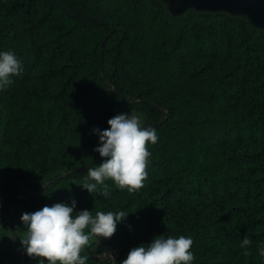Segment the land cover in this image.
<instances>
[{
  "label": "trees",
  "instance_id": "obj_1",
  "mask_svg": "<svg viewBox=\"0 0 264 264\" xmlns=\"http://www.w3.org/2000/svg\"><path fill=\"white\" fill-rule=\"evenodd\" d=\"M0 51L22 64L0 91L3 213L72 200L73 215L128 213L110 238L90 236L87 264H121L159 236L191 237L193 264H264L263 28L173 16L162 0H0ZM121 113L156 130L147 178L89 193L104 159L92 129Z\"/></svg>",
  "mask_w": 264,
  "mask_h": 264
},
{
  "label": "clouds",
  "instance_id": "obj_2",
  "mask_svg": "<svg viewBox=\"0 0 264 264\" xmlns=\"http://www.w3.org/2000/svg\"><path fill=\"white\" fill-rule=\"evenodd\" d=\"M22 71L20 59L12 51H0V91L13 83V77ZM108 128L94 127L98 145L93 149L103 157L102 163L87 169V178L80 184L89 193L97 192L107 197L105 181L111 180L121 191L134 192L143 187L147 178L146 168L151 156L148 144H156L158 135L152 127H145L137 115L121 113L107 121ZM76 212V201L71 205L57 202L35 212L20 216L24 225V237L20 243L27 256L38 258V264H87L81 255L90 236L110 238L128 213L87 209ZM88 229V232H85ZM191 237L159 236L150 243L140 244L129 250L121 264H193L194 253ZM251 243L245 236L241 247ZM264 258V244L258 248ZM46 258V259H45Z\"/></svg>",
  "mask_w": 264,
  "mask_h": 264
},
{
  "label": "rangeland",
  "instance_id": "obj_3",
  "mask_svg": "<svg viewBox=\"0 0 264 264\" xmlns=\"http://www.w3.org/2000/svg\"><path fill=\"white\" fill-rule=\"evenodd\" d=\"M173 16L187 13L227 14L243 18L254 26L264 29V2L262 0H239V4H225L215 0L213 4L203 3V0H162ZM31 188H25L30 191ZM26 210L23 205L10 206L8 215L0 210V264H32L23 248L20 239L24 237V225L20 220ZM22 246V245H21ZM23 247V246H22ZM3 250H7V254ZM46 259V258H45ZM33 264H38V258Z\"/></svg>",
  "mask_w": 264,
  "mask_h": 264
},
{
  "label": "water",
  "instance_id": "obj_4",
  "mask_svg": "<svg viewBox=\"0 0 264 264\" xmlns=\"http://www.w3.org/2000/svg\"><path fill=\"white\" fill-rule=\"evenodd\" d=\"M223 3L228 4V3H233V4H239L241 1L239 0H221ZM215 2V0H203V3L207 4H213ZM262 2H264V0H262Z\"/></svg>",
  "mask_w": 264,
  "mask_h": 264
}]
</instances>
